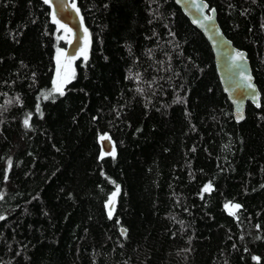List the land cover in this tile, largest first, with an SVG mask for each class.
Masks as SVG:
<instances>
[{
    "label": "trees",
    "instance_id": "obj_1",
    "mask_svg": "<svg viewBox=\"0 0 264 264\" xmlns=\"http://www.w3.org/2000/svg\"><path fill=\"white\" fill-rule=\"evenodd\" d=\"M206 1L260 92L240 123L174 1L71 0L87 47L60 95L69 32L0 0V264H264V0Z\"/></svg>",
    "mask_w": 264,
    "mask_h": 264
},
{
    "label": "water",
    "instance_id": "obj_2",
    "mask_svg": "<svg viewBox=\"0 0 264 264\" xmlns=\"http://www.w3.org/2000/svg\"><path fill=\"white\" fill-rule=\"evenodd\" d=\"M177 8L185 15L188 23L198 29L201 36L208 42L212 51V61L214 63L215 75L218 83L225 93L226 100L231 104V113H233L234 122H242L245 119V107L248 102L253 108L260 106V92L254 83V77L250 69L246 51H240L232 42L224 36L220 24L217 23V13L211 11L209 3L205 0H172ZM50 17L53 12L56 14V20L59 25H65L70 29V41L65 49L66 59L75 57L76 53L85 45L84 37L87 33L83 29L82 18L72 7L71 0H50ZM207 5V7H204ZM77 8V7H76ZM209 17L211 19H209ZM242 53L243 59L236 54ZM247 77H251L250 80ZM252 88L248 87V84ZM242 116V119L238 117ZM101 140L99 137L100 153L102 156H108L114 149L111 139Z\"/></svg>",
    "mask_w": 264,
    "mask_h": 264
},
{
    "label": "rangeland",
    "instance_id": "obj_3",
    "mask_svg": "<svg viewBox=\"0 0 264 264\" xmlns=\"http://www.w3.org/2000/svg\"><path fill=\"white\" fill-rule=\"evenodd\" d=\"M68 34L70 35V32ZM69 35H68L67 42L70 41V36ZM84 42H85V45L83 46V48H80V50L76 53L75 59L79 58L84 53L85 48L87 47V42L85 40V37H84ZM60 52H63L64 55H65V50H62V51H59V52L57 51V53H56L57 57H58ZM64 55L60 56V61H61V65L59 66L60 76L57 75L58 65H57V57H56V61H55V75H54V81H55L54 86H55V88L57 86L64 87L65 83L67 82L66 80L68 79L70 74H72V63H73V61L75 59H71L72 58V56H71L70 57L71 63L69 64L68 61L70 59H66V56H64ZM55 88H54V90H55ZM226 205H227V207H226ZM226 205H225V209H224L225 212H228V213L232 214V213H234L237 210V209L232 207L235 204L227 203Z\"/></svg>",
    "mask_w": 264,
    "mask_h": 264
},
{
    "label": "snow or ice",
    "instance_id": "obj_4",
    "mask_svg": "<svg viewBox=\"0 0 264 264\" xmlns=\"http://www.w3.org/2000/svg\"><path fill=\"white\" fill-rule=\"evenodd\" d=\"M44 3H45V4H50V0H44ZM72 7L76 10L77 14H79V9L76 8L75 3H73ZM204 7H207V5H205ZM211 11L214 12L215 10L212 9ZM52 19H53V23H57V24L59 23V21L56 20V14H55V12H53ZM209 19H211V18L209 17ZM60 27H61V28H64L65 32H70V31H71V30L68 29L65 25H60ZM85 33H87V29H85ZM82 51H83V50H82ZM63 55H64V53H63V52H60L59 55H58V57H57V65H58L57 75H58V76H60V71H59V66L61 65L60 56H63ZM236 55H237L240 59H243V54H242V53H237ZM71 59H75V57H72ZM71 59L68 61L69 64L71 63ZM85 59H87V56H86V55H85ZM73 75H74V74H73ZM247 79L250 80L251 77H247ZM54 84H55V81H54ZM248 87H249V88H252V85L249 83V84H248ZM55 91H56V92H59L60 95H63L62 86H57V87L55 88ZM49 95H51V93H49ZM45 98H47V96H46ZM242 118H243L242 116L238 117V119H242ZM24 125H25V127H28V126H29V120H28V119H25V120H24ZM104 139H107V137H106V136H101V140H104ZM112 155H113V157H114V152L112 153ZM9 167H11V161H9ZM5 178H7V177H5ZM209 189H210V185H209V186H206V187L204 188V191L207 192V191H209ZM118 191H119V188L117 187V192H118ZM115 195H116V193L113 194V196H115ZM0 199H3V196H2V195H0ZM109 203L112 204L113 201L110 200ZM226 207H227V205H226ZM232 207L235 208V209H239V208H240V205H239V204H236V205H233ZM232 214H234V213H232ZM109 217L111 218V212H109ZM3 219H4V217H3V216H0V220H3ZM254 259H257V258L254 257Z\"/></svg>",
    "mask_w": 264,
    "mask_h": 264
}]
</instances>
